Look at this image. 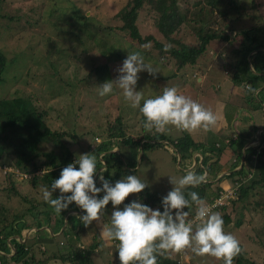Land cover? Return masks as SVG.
Wrapping results in <instances>:
<instances>
[{
  "label": "rangeland",
  "instance_id": "obj_1",
  "mask_svg": "<svg viewBox=\"0 0 264 264\" xmlns=\"http://www.w3.org/2000/svg\"><path fill=\"white\" fill-rule=\"evenodd\" d=\"M127 2L128 0H4L0 6V16H4L0 19V51L7 61L2 74L5 84L2 82L0 85V97L10 98L14 96V92L16 96H27L32 104L38 108L37 110L43 113L42 119L50 129L70 130L73 138H67V146L75 159L85 153L86 148L96 138L94 136H99V130L106 125L107 120L112 123L118 117L125 129L124 132L129 134L134 141L144 134L142 131L143 116L138 107H133L130 102L124 100L122 90L114 87L112 93L100 96L98 94L100 85L92 82L93 67L97 63H105L106 61H108L106 62L107 68L112 73L110 80H115L119 75L118 69L122 66L123 60L132 50L126 49L125 39L117 29L116 14ZM177 2L180 11L186 9L188 12H194L201 4V0H197V2L196 0H177ZM257 2L261 4L264 3V0H257ZM244 3L246 4L247 0ZM217 9L227 10L225 4L221 3L217 8L207 9L206 18L213 14L216 15ZM78 12L86 18L80 17ZM253 15L255 17L258 15L260 19L255 21L244 18L245 20H243L241 17L235 21V27L248 28L259 26L257 24L259 21V23H264V12H259V14L254 12ZM152 16L147 7L139 12L136 22L138 32L141 36L154 35L164 42L156 35ZM230 16L234 17L235 15L230 14ZM8 18L11 19L8 20ZM106 26L111 27L110 31L103 30ZM196 26L197 23H195ZM195 27L192 23L182 25L176 38L187 47L196 46L199 40L196 38ZM219 29L220 26L216 27L212 24L205 31H221ZM91 34L94 39L88 38ZM240 44L239 38H235L231 45L220 41H211L194 65H186L180 70H177L173 63L167 61L166 58H164L165 62H161L156 57L144 56L145 61L159 72L155 76L149 75L146 71L140 72L135 90L142 91L145 98H150L160 95L165 87H176L182 94L191 97L203 106L217 97L225 99L227 97L225 87L230 85V81L223 76L221 67L217 62L220 57H227L230 49L237 48ZM115 51H120L124 59L112 64L109 55ZM111 66H115V68ZM90 78L91 80H89ZM198 79L201 81L199 82ZM231 86L233 87L232 84ZM248 103L249 105L253 104L252 101ZM248 103L245 104L247 107L249 106ZM96 128H98L97 133ZM240 128L241 126L238 125L236 130ZM163 134L171 140L183 135L177 128L170 131L166 130ZM8 146L6 141L0 142L1 165L10 163V159L6 155ZM119 146L121 147L118 148L117 152L121 154L123 165H127L124 167L127 170L126 176L136 175L148 184V187L141 193H155L162 199L174 187L170 179L178 180L188 171L184 170V160H181L179 168L177 161H173L172 155L162 148L144 150L133 157L127 155V149L121 144ZM247 146L258 149L260 147L256 139ZM51 150L58 153V144L43 141L38 143L36 151L48 152ZM10 155H12L11 150ZM235 168L238 169V166ZM15 177L19 176H14L19 195L10 196L6 200L7 194L2 193L1 189L5 186L7 178L3 175L0 166V221L2 216L5 217L6 214L10 213L18 214L23 209L22 197H27L33 200L32 202H38L42 199V189L39 188L38 193H35L33 189L30 191L26 182H20L18 181L19 178ZM208 180L206 178V182ZM211 182L213 185L220 184L224 186L222 189L227 190L231 185L226 186L225 183H218L217 180ZM255 192V196L248 200L250 203L245 210H241L239 204L235 205L232 212L227 209L226 212L230 215L232 222L224 226V230L239 240L248 260L255 264H264V253L257 243L251 240L256 237V234L264 233V192L262 185L257 186ZM58 194L60 195V193ZM139 195V193L130 194L122 203L123 207L124 203L138 200ZM242 203L244 204V201ZM111 206L110 202L104 213L109 211ZM38 210L51 213L49 218L39 217L45 221L50 220L47 226H52L55 223L54 216L57 213L49 204L45 202L38 207ZM240 211L242 214H238ZM238 215H242L243 225L235 229L232 224ZM75 217L79 219L80 215ZM64 220L65 215L63 222ZM79 221L81 220L79 219ZM75 229L78 230L76 227ZM36 230L38 228L34 229V231ZM71 233L74 239L76 233L75 231H71ZM54 235H51L55 243L51 244L52 246L46 243L49 237L46 236L44 230L36 233L35 243L33 240L26 243L27 247L32 246L34 250L33 258L36 264H44L43 259L57 246L66 245L64 237L60 233ZM45 238L47 239L45 240ZM73 239L71 238L68 243H72ZM21 240L19 239L18 242L23 243ZM79 245L81 244L79 243ZM46 248L48 250L41 254ZM112 250L115 248H111ZM105 251L99 250L100 258H106L105 253L107 251ZM13 252L14 250L6 257L10 258ZM167 252L171 259H178L180 264H219L221 261L211 256H197L190 249L182 252ZM29 257L30 255L26 259ZM17 264L31 263L28 260Z\"/></svg>",
  "mask_w": 264,
  "mask_h": 264
},
{
  "label": "trees",
  "instance_id": "obj_2",
  "mask_svg": "<svg viewBox=\"0 0 264 264\" xmlns=\"http://www.w3.org/2000/svg\"><path fill=\"white\" fill-rule=\"evenodd\" d=\"M244 1L246 0H201V4L194 12H188L186 9L180 11L177 0H128L116 14V18L118 19L117 29L122 33L125 39L127 45L126 49H132L131 52L139 51L143 56H148V58L156 57L161 62H165L164 58H166L167 61L173 63L177 70H180L186 65H194L198 58L204 53V50H206V46L209 42L220 41L227 45H231L235 38H239L241 44L237 48L230 49V53L227 57H220V60L216 62L221 67L223 76L229 79L230 83L233 85L239 87L246 84L248 87L250 85L252 88L258 89L260 86L264 85V23H259V21L257 22L259 26H250L248 28H236L234 23L241 17H243V20L246 18L258 21L260 17L258 15L255 17L253 14L254 12L257 14H259V12H264V3L262 2L260 4L257 0H247L245 4ZM3 3L4 0H0V6ZM221 3L225 4L227 10L217 9L216 15L213 14L209 18H206V10L209 8H217ZM145 7H147L148 12L153 15V26L156 29V35L164 42L157 39L154 35L148 34L146 36H141L138 32L136 25L137 17L139 12ZM78 13L80 17L86 18L80 12ZM230 14L235 16L231 17ZM2 17L4 18V16H0V19ZM10 19L11 18H8V20ZM191 23L194 27L195 23H197L195 27L196 38L199 42L196 46L187 47L176 38V35L182 25L184 26ZM212 24L216 27L220 26L219 30L221 31H205V29ZM110 29L111 27L107 26L103 28V30L107 32L110 31ZM231 33H233V35H231ZM174 34L175 37H173ZM88 38L94 39V36L91 34ZM120 51H115L109 55L112 64L124 59ZM106 62L97 63L93 67V84L101 85L105 81L112 79V73H110L107 68ZM5 64H7V61L0 51V85L2 82L5 84L2 77ZM111 67L115 68V66ZM89 80H91V78ZM247 92L249 95L253 93L250 91ZM13 95L15 97L12 96L7 99L0 97V142L6 141L8 143L9 146L8 150H6V155H8L7 157L10 159L9 165H1L0 163V166L2 172L4 168H12L19 176L15 177L19 178L18 181L26 182L29 187L28 190L31 191L33 189L35 193H38L39 188L42 189L46 186H50L55 179L59 178L61 170L69 163L76 160L67 146V138H73V135L70 130L50 129L42 119L43 113L37 110L38 108L32 104L29 97L16 96L15 92ZM247 97L249 96L246 95L245 100L249 102ZM248 102L245 101V104ZM109 121L110 120H107L106 125L102 126L99 130V136H94V138H96L92 141V144L86 148L87 150L85 153L96 155L98 161L96 176L98 177L101 174V169L106 168L102 174L110 183H115L117 180L126 177L127 170L124 169V167L127 165H123L121 154L117 152L118 148L121 147L119 144L127 149V155L133 157L144 150L162 148L172 155L174 162L177 161V157H179V160H189L192 152H199L201 154V165L197 164L193 168V171L197 174L206 173L208 179L214 180L216 174L221 170L217 164L218 158L210 164L206 163L209 159L204 157V150H206V148L202 143L194 141L187 134H183L171 140L155 129L149 131L142 126L144 134L134 141L129 134L124 132L125 129L119 122L118 117L115 118L112 123H109ZM95 131L97 133L98 128H96ZM251 138H253V132L251 130L246 129V127L240 128L236 130L233 139L225 138L222 141V145L215 143L217 145L216 147L214 146L215 144H213V147L207 148L208 153L210 154L212 152L211 155L213 156L215 155L218 157L222 152H225L226 157L229 158V163L231 162L230 159H232V163L230 164H233V166L229 169V174L226 175L224 179L230 180L229 184H231L232 189L235 188L233 195L223 198L221 205L213 206V211H217L221 214L224 226L232 222L230 215L226 212L227 209H230L229 212H232V210L234 211L235 205L239 204L240 209L245 210L246 206L250 203H248V200L255 196V188L259 185H262L264 192V138L259 134V149L245 146L242 152L241 148L248 143ZM43 141L58 144V153L53 150L48 152H37L38 143ZM168 147L172 148L171 153ZM222 147L223 149H220ZM10 150L12 155H10ZM240 163V168L238 170L234 169V167ZM225 165H227V163H225ZM177 166L179 167V165ZM3 175L7 178V181L5 186L1 189V192L7 194L6 200H8L10 196H18V185L14 181L16 180L14 176L17 175L10 172H3ZM252 178L255 180L251 181ZM96 183L97 187H100L99 179L96 180ZM184 191L186 193L195 191L208 204L212 205L220 197L219 194L223 192V189L220 188L218 184L213 185L212 182H205L195 188L187 187ZM58 193L59 190H56L53 193V198L59 196ZM139 194V202L152 209L163 210L161 199L155 193L140 192ZM65 195H70V193ZM99 196L102 197L103 193H100ZM27 199V197L21 198L24 206L18 214L10 213L6 214L5 217L2 216V220L0 221L1 264L8 262L17 264L28 260H30L31 264H36L33 258L34 250L32 246H26L27 241L31 239L19 243L12 237L19 236V232L25 231V229L30 228V226L36 228L46 226L50 220L48 219L45 221L43 219L41 221L39 217L49 218L51 213L44 210L40 212L38 210V207L45 203L43 198L38 202H32L33 200ZM243 201L244 204L242 203ZM117 207L123 209L122 204ZM75 209V203H72L66 210H62L60 214L57 213L54 216L55 223L53 225H56L57 228L63 226L64 215L66 218L64 222L66 223L65 228L68 225L72 227L75 225L80 226V224L83 225V223L75 217V214L71 213L66 215V213L74 211ZM49 210L50 209H48V211ZM113 210V206H111V209L103 214L98 223L100 226L101 224L110 223V216ZM195 210V205H192L189 209H184V211H189L190 215L188 218L190 220H192L195 215ZM238 214H242L241 211ZM242 225V215H238L237 218L233 220L232 226L238 229ZM65 228L61 232V235L64 237L66 245L57 246L42 262L44 264L48 262L58 264H100L94 263L95 261H100V257L95 251L98 244L94 243V240H89L90 242L86 247H81L77 241L73 239L71 231ZM57 230L58 229H56V231ZM71 238L73 239V241H71L72 243H68ZM50 239L52 242L49 244H53V239ZM251 240L255 241L264 253V233L256 234V237ZM107 243L110 248H115L111 253L113 254L116 264H120V261L116 260L118 257V242L113 241ZM9 245L13 247L14 252L10 258H7L6 256L11 253ZM240 247L242 249L241 245ZM47 250L46 248L41 254H44ZM168 254L169 253L166 251L157 255V264H180L178 259H171ZM28 255H30V257L26 259ZM219 264H223V261H220ZM234 264L255 263L245 257L242 249L240 254L234 259Z\"/></svg>",
  "mask_w": 264,
  "mask_h": 264
},
{
  "label": "clouds",
  "instance_id": "obj_3",
  "mask_svg": "<svg viewBox=\"0 0 264 264\" xmlns=\"http://www.w3.org/2000/svg\"><path fill=\"white\" fill-rule=\"evenodd\" d=\"M143 71L152 76L159 72L145 61L141 52H128L118 69L117 78L101 84L98 94L106 96L113 92L114 87L122 90L124 100L139 108L143 127L149 131L155 129L163 133L169 126L180 131H208L217 126L219 117L211 109L182 94L176 87H165L160 95L145 98L142 91L135 90L138 74ZM243 89L259 93V89L250 85L244 84ZM97 163L94 154L79 155L61 170L58 179L42 188V198L58 214L75 203L76 209L66 215L82 209L84 215L79 219L85 227L93 221L99 223L111 202L114 210L110 223L101 224L100 235L107 242H118L120 264H157V255L163 252L188 249L197 256H211L223 261V264H234V259L242 251L239 240L225 232L223 218L213 211V205L195 191H184L187 187L195 188L205 183L206 173L197 174L188 170L178 180L170 179L174 187L161 199L162 211L138 200L120 209L117 206L130 194L142 192L148 184L136 175H128L111 184L102 174L106 168L96 176ZM97 179L100 187H97ZM56 190L60 195L53 198ZM68 193L70 195H65ZM100 193H103L102 197ZM192 205L196 206V210L194 219L190 220L189 211L184 209Z\"/></svg>",
  "mask_w": 264,
  "mask_h": 264
},
{
  "label": "crops",
  "instance_id": "obj_4",
  "mask_svg": "<svg viewBox=\"0 0 264 264\" xmlns=\"http://www.w3.org/2000/svg\"><path fill=\"white\" fill-rule=\"evenodd\" d=\"M198 81L200 82L201 79H198ZM231 84L232 83H230L229 85L230 86L229 89H228L229 86L225 87V91L227 92V97L225 99H220L219 97H217L215 99H212L209 104H206L204 106L206 108L211 109L219 117L217 126L211 128V130H208V131H204L203 129H199L196 131H186V130L181 131L183 134H187L194 141H198L204 145V147L206 148V150H204V153H205L204 157L209 158L208 161L206 162L207 164L214 162L218 158L217 164H218V167L221 168V170L219 173L216 174V178L214 180H217L218 183H225L224 185L226 186L230 183V180H225L224 177H225V174L227 175L229 174V169L233 166V164H230L232 163V159H230L231 162L229 163L228 162L229 158L226 157L225 152H222V154H220V156L218 157L214 155L215 156L214 158V156L211 155L212 152L210 154L208 153L207 148L213 147V144L215 143H219L222 145V140L225 138L233 139L236 133V127H238V125H240L241 128L246 127V129L251 130L253 132V138H251V140H249V142L246 143L241 148L242 152L244 151L245 146H247L250 142L254 141V139L258 141L259 134H261V136L264 138V86H260L258 88L259 89L258 94L252 93L251 95H249L246 92V90L243 89V85L239 87L237 86L235 87V85L232 84L233 85L232 87ZM246 95L249 96L247 97L249 101L253 102V104L249 105L248 107L247 105H245ZM229 125L231 127V130H229L230 129ZM173 128L175 129V127L169 126L167 130L170 131ZM175 138L177 137H174L173 139ZM220 149H223V147ZM196 155H198L199 157H195ZM200 155L201 154L199 152L197 153L192 152L191 156L189 157V160H184L185 161L184 170L193 169L195 164L201 165ZM202 156H203V153H202ZM180 162L181 160H179V157H177V165H179ZM225 163H227V165H225ZM253 180L255 179L252 178L251 181ZM211 181L213 180L212 179L208 180V182H211ZM218 186L220 188L224 187V186H221L220 184H218ZM78 214L82 216L84 215V212L80 209L78 212H76L75 215H78ZM40 220L42 221L43 219L40 218ZM65 221H66V218L64 222ZM64 222H63V226H61L60 228H57L56 225L54 226L53 224H52L53 226L52 229H51L52 226H48L47 228L46 227L47 224H46V226L38 228V230L36 231H34L36 227L30 226V228L25 229V231L19 232V236H13L12 238L15 239L16 241H18L19 239H22L21 240L22 242H25L28 239L35 241L36 233L38 231L40 232L41 230H44L46 236L49 237L50 239L52 237L51 235L58 234V233L61 234V232L63 231V228H65L66 223ZM93 222L94 223H91L87 227H85L84 224L83 225L80 224V226L75 225L74 227H72L71 225H68L66 229H69L70 231H75L76 237H74V239L77 241L78 244L79 243L81 244L80 245L81 247H86L87 244L90 242L89 240H94L93 242L98 244V247L95 250L97 253H99V250L107 251V252L105 251L106 258L104 259L100 258L99 262L95 261L94 263L116 264L113 254L111 253V248L108 246L109 244L100 235V231H101L100 224H98L97 221H93ZM75 227L78 230H76ZM56 229L58 230L56 231ZM30 237H33V238H30ZM46 239L47 238H45V240ZM49 239L46 240L47 244L51 243V240ZM49 246H51V244H49ZM9 248L12 252L13 247L9 245ZM116 260H119V259L116 258ZM47 264H58V263L48 262Z\"/></svg>",
  "mask_w": 264,
  "mask_h": 264
},
{
  "label": "built area",
  "instance_id": "obj_5",
  "mask_svg": "<svg viewBox=\"0 0 264 264\" xmlns=\"http://www.w3.org/2000/svg\"><path fill=\"white\" fill-rule=\"evenodd\" d=\"M215 147L217 146L216 144L214 145ZM169 148V152L171 153L172 152V148L171 147H168ZM195 157H199L198 155H196ZM237 166H241V163L238 164ZM3 172H10V173H15L17 176L18 174L16 173V171H14L12 168H4L3 169ZM25 177V176H23ZM235 189V188H234ZM234 189H232V186L230 185V187L227 189H223V192L220 193V197L212 204L213 206H216V205H221L222 204V199L223 198H227V197H231L233 195V192H234ZM195 216V215H194ZM194 216L192 219H194Z\"/></svg>",
  "mask_w": 264,
  "mask_h": 264
}]
</instances>
